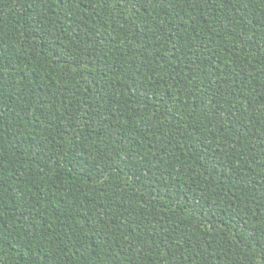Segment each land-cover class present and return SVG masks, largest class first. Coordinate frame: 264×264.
<instances>
[{
    "label": "trees",
    "instance_id": "trees-1",
    "mask_svg": "<svg viewBox=\"0 0 264 264\" xmlns=\"http://www.w3.org/2000/svg\"><path fill=\"white\" fill-rule=\"evenodd\" d=\"M0 264H264V0H0Z\"/></svg>",
    "mask_w": 264,
    "mask_h": 264
}]
</instances>
